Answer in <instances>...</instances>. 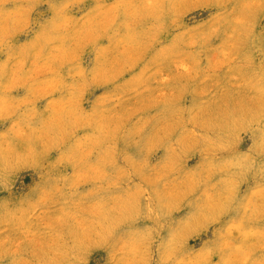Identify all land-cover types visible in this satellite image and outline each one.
Listing matches in <instances>:
<instances>
[{
	"label": "rangeland",
	"instance_id": "rangeland-1",
	"mask_svg": "<svg viewBox=\"0 0 264 264\" xmlns=\"http://www.w3.org/2000/svg\"><path fill=\"white\" fill-rule=\"evenodd\" d=\"M0 264H264V0H0Z\"/></svg>",
	"mask_w": 264,
	"mask_h": 264
}]
</instances>
